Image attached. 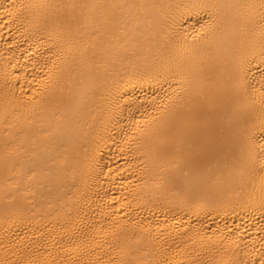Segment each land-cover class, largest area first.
Listing matches in <instances>:
<instances>
[{
    "label": "bare ground",
    "instance_id": "obj_1",
    "mask_svg": "<svg viewBox=\"0 0 264 264\" xmlns=\"http://www.w3.org/2000/svg\"><path fill=\"white\" fill-rule=\"evenodd\" d=\"M0 264H264V0H0Z\"/></svg>",
    "mask_w": 264,
    "mask_h": 264
}]
</instances>
